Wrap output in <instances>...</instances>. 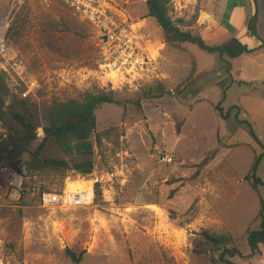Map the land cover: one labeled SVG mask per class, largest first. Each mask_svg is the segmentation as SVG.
Returning <instances> with one entry per match:
<instances>
[{
  "label": "rangeland",
  "instance_id": "obj_1",
  "mask_svg": "<svg viewBox=\"0 0 264 264\" xmlns=\"http://www.w3.org/2000/svg\"><path fill=\"white\" fill-rule=\"evenodd\" d=\"M9 1L0 0V13ZM220 1L172 0L171 14L198 32L199 16L216 13ZM105 2L119 23L145 35L149 54L157 51L159 77L115 78L105 66L106 47L96 28L59 0H28L9 32V57L23 61L27 77L24 82L4 70L10 90L29 94L37 128L47 125L44 118L53 99H82L87 92L105 90L116 100L135 102L159 82L168 92L142 99L139 106L103 104L96 111L90 156L64 153L54 142L47 143L44 156L65 160L68 166L89 158L93 171L83 175L48 169L28 176L24 167L20 196L0 202V264H74L67 248L85 251L79 264H260L263 253L222 263L219 252L198 253L194 242L206 229L229 232L242 251L248 249L243 235L259 212L260 197L244 177L261 147L240 120L249 122L264 143V87L244 91L246 81L228 77L218 54L191 43L184 51L166 47L158 54L162 46L154 49L151 42L162 40L163 33L155 18L147 17L146 0ZM263 4L258 33H264ZM221 9L226 22L230 0H223ZM220 102L224 112L237 106L227 120L212 105ZM216 148L220 152L198 178L187 180L195 171L192 165ZM165 155L172 162L164 161ZM5 168L11 169L0 165V183ZM257 172L264 181V160ZM96 183L102 191L97 203L71 209L41 206L42 192L94 189ZM259 190L264 197V185Z\"/></svg>",
  "mask_w": 264,
  "mask_h": 264
},
{
  "label": "trees",
  "instance_id": "obj_2",
  "mask_svg": "<svg viewBox=\"0 0 264 264\" xmlns=\"http://www.w3.org/2000/svg\"><path fill=\"white\" fill-rule=\"evenodd\" d=\"M146 6L147 17L155 18L162 29V39L167 47L184 51L186 49L185 44L191 43L206 52L218 54L222 67L230 78H233L232 60L244 55L264 52V38L257 32V13L248 18L247 29L250 35L256 37L261 44L256 48H249L235 36L218 44L205 40L200 31L193 30L183 19H173L171 14L172 0H146ZM14 29L15 26H12L8 30V45L9 32ZM195 64L194 62L192 73L196 71ZM25 92L26 90L21 89L11 91L6 80L5 71L0 68V128L3 130L0 133V165H7L11 170L17 172L20 171L19 167L24 165L28 176L46 172L48 169H71L86 175L93 171L91 159L84 158L68 166L65 160L43 155L47 143L54 142L64 153L76 152L86 157L90 156L92 154L91 138L97 128L96 111L103 104L125 106L127 103H135L139 106L142 99L162 98L167 94L168 89L163 82H159L153 87L145 89L135 102L116 100L112 92H106L105 90L87 92L82 99H53L44 118L47 125L43 128L44 136L41 140L37 137L38 128L36 127L34 103L28 93L24 95ZM221 104L220 102L212 105L217 115L227 120L231 109L237 106L229 107L224 112ZM240 122L249 127L251 135L261 147L259 153L255 152L253 164L244 177V180L249 182L252 189L259 194L260 209L243 235L248 247L247 251H242L239 248L237 245L238 239L229 232L213 234L206 229H202L198 233L199 241L194 242L195 251L201 254L207 253L209 250L217 251L222 263H228L229 258L237 256L252 258L262 254V248H264V197L259 193L264 181L258 176L257 172L264 160V143L249 122L245 120H240ZM220 143L224 147H228L225 143ZM219 152V148L213 149L199 163L193 164L195 171L187 180L194 181L197 179L202 168L213 160ZM24 187L26 188L27 185L25 184ZM94 190V202L97 203L102 194L101 184L96 183ZM65 253L74 264H79L85 251L77 253L67 248ZM215 261L218 262L219 260L215 259Z\"/></svg>",
  "mask_w": 264,
  "mask_h": 264
},
{
  "label": "built area",
  "instance_id": "obj_3",
  "mask_svg": "<svg viewBox=\"0 0 264 264\" xmlns=\"http://www.w3.org/2000/svg\"><path fill=\"white\" fill-rule=\"evenodd\" d=\"M28 0H10L4 13H0V68L15 73L22 81H26V67L18 57H9L7 33L12 22ZM69 7L83 21L91 24L100 33L105 44V66L115 78L123 79L127 75L159 77L161 67L158 57L149 54L145 49V35L134 32L130 26L119 23L112 15L105 0H59ZM159 54V53H158ZM27 92L24 93L26 95ZM166 162H172L168 155L163 156ZM4 170V169H3ZM7 171L0 183V202L17 199L21 191L20 171ZM18 179V180H17ZM94 189L45 191L40 195L43 208L71 209L91 205L94 202ZM264 264V260H260Z\"/></svg>",
  "mask_w": 264,
  "mask_h": 264
},
{
  "label": "crops",
  "instance_id": "obj_4",
  "mask_svg": "<svg viewBox=\"0 0 264 264\" xmlns=\"http://www.w3.org/2000/svg\"><path fill=\"white\" fill-rule=\"evenodd\" d=\"M222 2L223 0H221L216 5L218 8L216 13L205 11L203 12L205 17L201 15L198 18V23L201 27L200 32L204 39L210 43H214L220 38L226 37V40H228L232 36H235L249 48L258 47L261 42L254 36L250 35L247 27L245 26V19L247 16L251 17L256 13L259 16V10L261 9L264 0H257L256 2L254 0H230L231 10L226 22L221 20V18H223V12H221ZM143 21H146V18H144ZM232 26L233 30L229 33L228 29ZM261 35L264 38V33H261ZM151 45L154 49H156V47L162 46V49L158 51L159 54L164 48L167 47L163 42V39L158 42H151ZM232 77L244 79L247 83L245 87L246 89H244V91H248L249 93H255L258 89V85L264 87V52L244 55L234 59L232 61ZM262 253L264 254V248H262Z\"/></svg>",
  "mask_w": 264,
  "mask_h": 264
},
{
  "label": "water",
  "instance_id": "obj_5",
  "mask_svg": "<svg viewBox=\"0 0 264 264\" xmlns=\"http://www.w3.org/2000/svg\"><path fill=\"white\" fill-rule=\"evenodd\" d=\"M41 133H44V130L42 127H38L37 129V136H39Z\"/></svg>",
  "mask_w": 264,
  "mask_h": 264
},
{
  "label": "bare ground",
  "instance_id": "obj_6",
  "mask_svg": "<svg viewBox=\"0 0 264 264\" xmlns=\"http://www.w3.org/2000/svg\"><path fill=\"white\" fill-rule=\"evenodd\" d=\"M152 51V56H157V51L155 50V51H153V50H151ZM18 180V179H17ZM91 186V185H90ZM89 187V186H88ZM90 189V188H89ZM76 190H78V189H76ZM72 191H75V190H72Z\"/></svg>",
  "mask_w": 264,
  "mask_h": 264
}]
</instances>
